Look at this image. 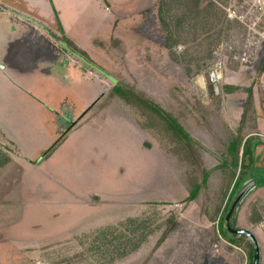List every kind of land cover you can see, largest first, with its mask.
Returning <instances> with one entry per match:
<instances>
[{"label":"rangeland","instance_id":"rangeland-1","mask_svg":"<svg viewBox=\"0 0 264 264\" xmlns=\"http://www.w3.org/2000/svg\"><path fill=\"white\" fill-rule=\"evenodd\" d=\"M104 7L97 29L54 40L57 55L84 57L96 66L91 77L108 82L92 106L49 100L58 131L48 147H61L38 159L0 131V264H249L250 236L231 232L234 243L219 230L241 169L240 184L255 187L234 227L252 232L264 264V159L223 163L233 162V137H243L240 155L248 136L258 138L264 157V41L251 0H153L136 14L122 8L123 18ZM100 70L172 113L197 141L110 94ZM99 120L96 132L83 130ZM194 182L200 191L188 199Z\"/></svg>","mask_w":264,"mask_h":264},{"label":"crops","instance_id":"crops-1","mask_svg":"<svg viewBox=\"0 0 264 264\" xmlns=\"http://www.w3.org/2000/svg\"><path fill=\"white\" fill-rule=\"evenodd\" d=\"M152 1L0 0L5 7L0 8V131L13 133L19 147L38 158V152L55 140L58 131L49 100L78 102L77 107H88L90 101H98L104 95L102 83L108 84L104 77L101 82L91 77L99 76L89 69L96 66L84 57L80 56L82 62L57 55L54 40L63 33L65 40L75 41L84 32L90 33L92 26L97 29V23L107 14L99 11L105 4L112 9L111 16L123 18L122 8L129 15L136 14ZM66 47L79 56L74 48L67 44ZM100 71L113 82V89L117 81ZM65 116L67 121L69 113ZM103 122L106 121L86 125L83 130L96 132L100 129L97 125ZM108 124L111 126V121ZM0 193L6 195L7 191Z\"/></svg>","mask_w":264,"mask_h":264},{"label":"trees","instance_id":"trees-1","mask_svg":"<svg viewBox=\"0 0 264 264\" xmlns=\"http://www.w3.org/2000/svg\"><path fill=\"white\" fill-rule=\"evenodd\" d=\"M261 70H264V59L262 60V64H261ZM113 93L118 94L119 96H121L123 99H125L127 102L129 103H133V104H142L144 105L146 108H148L150 111L156 113L157 115L161 116L165 122L169 125V127L171 128V130L176 134L177 137L180 138H185L189 141H197L183 126V124L177 119L176 116H174L172 113H170L169 111H167L166 109H164L161 105H159L158 103L154 102L152 99L147 98L146 96H144L142 93H140L139 91H136L128 86H125L123 83L121 82H117L113 89H112ZM253 136H248L243 144V152L242 155H240V150H241V143L243 141V137L242 138H237V137H233L230 140V143L228 145V150L231 154V156L233 157V162L228 163V160H223V163L225 165H230L231 167L236 168V165L238 166V164L245 168V167H253L256 164L255 161L257 160H262L264 159L263 157V153H262V148L258 149V143L260 142L258 138H256V140L252 139ZM60 140H56L50 147H47L40 156H43V154H49L51 153L56 146L58 145ZM2 154V149L0 148V156ZM38 156V159L39 157ZM248 159H247V158ZM37 159V160H38ZM249 161V162H248ZM210 171L209 170H205L204 175H203V181L206 182L208 179ZM243 173H245V171L243 169H241L239 171V174L236 178V182H235V186L237 187H241V182H240V178L243 176ZM250 176H252L250 174ZM246 178H243V180ZM201 188V183L200 182H194L192 187L190 188V192L188 195V199H194ZM237 192V191H236ZM236 193H234L235 195ZM230 203L228 206V210L230 208ZM227 210V211H228ZM226 211V212H227ZM236 212L237 210H235L234 215H233V222L235 223V216H236ZM225 215L221 216V219L219 221V230L220 233L225 236L228 240H230L231 242H237V237L234 236L231 231L228 230L226 224H225ZM248 257L250 259L249 264H253V257H254V248H253V243L250 241V245H249V249H248Z\"/></svg>","mask_w":264,"mask_h":264},{"label":"water","instance_id":"water-1","mask_svg":"<svg viewBox=\"0 0 264 264\" xmlns=\"http://www.w3.org/2000/svg\"><path fill=\"white\" fill-rule=\"evenodd\" d=\"M85 112L86 111H83L76 119L72 120V122L68 126V129L70 127H72L74 124H76L77 121L84 115ZM251 184H252V181L247 180L246 182H244L241 185V187L239 188V191H237V194H235L233 200L231 201L230 208L225 215V224H226L228 230L233 232V233L234 232L247 233L250 236V239L253 243V248H254L253 264H259V260H260L259 247H258V244L255 240L254 235L252 234V232L250 230L236 229L234 227V222H233L234 212H235V210H237V208H238L240 202L242 201L243 197L250 191V189L255 187V185H252L250 187Z\"/></svg>","mask_w":264,"mask_h":264},{"label":"built area","instance_id":"built-area-1","mask_svg":"<svg viewBox=\"0 0 264 264\" xmlns=\"http://www.w3.org/2000/svg\"><path fill=\"white\" fill-rule=\"evenodd\" d=\"M251 7L255 9L258 13L259 22H261V27L257 30L258 38L264 41V0H251ZM229 15H237V10L232 9V6L228 7Z\"/></svg>","mask_w":264,"mask_h":264}]
</instances>
